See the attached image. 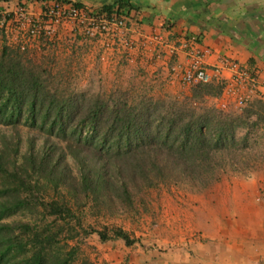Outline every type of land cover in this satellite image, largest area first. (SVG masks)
I'll return each mask as SVG.
<instances>
[{
  "label": "trees",
  "instance_id": "1",
  "mask_svg": "<svg viewBox=\"0 0 264 264\" xmlns=\"http://www.w3.org/2000/svg\"><path fill=\"white\" fill-rule=\"evenodd\" d=\"M113 9L132 10L126 0L98 8L105 15ZM26 53L0 51V126L10 132L0 134V264H72L76 248L67 249L60 235L73 240L83 231L73 210L89 203L108 212L128 207L161 183L202 190L219 174L255 170L251 151L260 154L253 138L264 127L263 101L253 100L237 113L206 106L204 97L219 93L212 84L170 101L58 93L50 90V73L26 64ZM21 128L36 131L41 144L25 138L20 153ZM48 192L53 198L46 201ZM23 214L28 218L6 222ZM83 233L101 242L134 243L119 228L109 235Z\"/></svg>",
  "mask_w": 264,
  "mask_h": 264
},
{
  "label": "rangeland",
  "instance_id": "2",
  "mask_svg": "<svg viewBox=\"0 0 264 264\" xmlns=\"http://www.w3.org/2000/svg\"><path fill=\"white\" fill-rule=\"evenodd\" d=\"M50 1L63 2V4L70 2L88 8H96L89 5L90 2L82 3L80 0H0V12L5 11L11 17L16 7H21L30 16L40 11L42 3ZM254 10L255 8H252L249 12ZM261 16L264 17V12ZM260 22L261 25L258 28H263V20ZM250 24L252 23L250 22ZM16 27L17 24L14 22H10L6 28L0 26V51L5 47L9 50H16V45L11 41L13 39L12 30ZM63 35L64 32H59V41L55 42L43 43L30 40L26 44V50L23 51L30 53L23 54L26 58L24 60L27 61L26 64L32 63L33 67L40 68L41 64L33 60L35 51L41 55L39 60L46 59L47 56L43 55L48 52L60 51L70 41L63 38ZM260 45L264 48V43ZM17 51L22 52L18 49ZM83 51L78 53L83 55ZM87 55L93 63L104 65V72L93 71L98 73V81L84 84V81L90 77L77 79L80 73L76 71L73 77L64 75L58 78L50 73L46 77L51 82L50 90L55 88L58 93L97 95L103 99H115L118 95H124L128 103H134L145 97L164 101L181 100L189 95V90L192 88H184L176 83L168 82L160 76L164 75V71L155 70L156 64L153 62L139 64L136 61L127 64L115 52L102 51L99 46L87 52ZM119 55L122 56L121 53ZM76 56L77 59H81L79 55ZM148 60L147 58L146 61ZM79 63V60H74L73 67H78ZM67 64L68 67H71L70 63ZM42 68L49 73L47 65ZM204 105L216 107L214 97H204ZM224 110L234 113L239 111L231 104ZM19 132L21 134L20 153L25 150V138L33 137L36 147L41 144L40 135L36 131L21 128ZM0 134L9 136V129L0 126ZM257 137L260 138H253V141H255V147L259 148L260 154H256L254 147L252 148L251 158L256 162L253 172L239 175L219 174V180L212 182L202 190L194 189L182 182L178 184L161 183L138 194L128 207L119 205L108 212L97 211L91 207L90 203L77 211L73 210L74 218L80 222L82 230L86 233L95 230L109 235L112 229L119 228L126 232L134 243L131 246H125L121 240L101 242L94 233L85 234L80 229L77 230L78 235L73 240L63 238L65 235L62 233L60 238L67 244V249L76 248L72 264H132L133 259L135 260L133 254L137 252L140 254V252L145 253L153 250L155 254L159 255L169 252L176 246L188 249L193 241L200 242L205 239L204 236H207L212 228L211 223L221 227L222 234H225V219L229 218L227 221L231 226V223L234 222L231 220L232 213L241 211L240 207H244L247 203L242 197L243 195H252L247 199L249 201L247 204L252 207L264 205V127L259 130ZM254 152L255 154H253ZM68 166L74 175L75 166L70 162ZM45 197L46 201L50 197L53 198L50 192ZM27 218L28 215L25 214L23 216L15 215L6 222L16 223ZM74 220H71L72 225H74ZM237 225L244 226L241 221Z\"/></svg>",
  "mask_w": 264,
  "mask_h": 264
},
{
  "label": "crops",
  "instance_id": "3",
  "mask_svg": "<svg viewBox=\"0 0 264 264\" xmlns=\"http://www.w3.org/2000/svg\"><path fill=\"white\" fill-rule=\"evenodd\" d=\"M80 1H88L89 5L97 8L122 0ZM126 1L137 12L139 28L143 32H163L177 37L184 34L196 35L210 51L208 63H213L217 57H229L255 68L259 77L264 79V48L260 45L264 43V27L258 28L261 20L264 23V17L261 16L264 12V0ZM252 8L255 10L249 12ZM63 38L70 40L67 48L64 45L65 48L60 51L48 52L43 55L47 56L43 60L38 59L41 55L35 51L33 60L41 64V67L47 65L49 73L58 78L64 75L73 77L76 71L80 73L77 79L90 77L84 84L98 81V73L93 71L104 72V65L93 63L87 57V52L96 46L84 43L81 45L79 39L73 38L69 32H64ZM82 50L85 54L80 55L78 52ZM76 55L81 59H77ZM182 59L181 55L178 56L179 61ZM74 60L80 61L76 68L72 64ZM113 61L115 62L114 58ZM155 64V70L165 69L163 63ZM250 196L252 195L247 194L242 197L249 203L247 199ZM247 203L240 207L241 211L232 213L234 219L231 220L234 222L231 226L227 221L229 218L225 219V234H222L221 227L211 223L212 228L204 236L205 239L200 242L193 241L188 249L176 246L159 255L153 250L140 254L137 252L133 254L135 260L133 259L132 264H263L264 205L252 207ZM240 221L243 222V227L237 225Z\"/></svg>",
  "mask_w": 264,
  "mask_h": 264
},
{
  "label": "built area",
  "instance_id": "4",
  "mask_svg": "<svg viewBox=\"0 0 264 264\" xmlns=\"http://www.w3.org/2000/svg\"><path fill=\"white\" fill-rule=\"evenodd\" d=\"M41 6L37 14L30 16L21 7H16L11 17L5 11L0 12V26L6 28L10 22L17 24L12 30L11 41L22 52L30 40L55 42L59 41V32H69L73 38L79 39L80 44L113 51L127 64L161 62L165 68L162 70L164 79L181 87L218 86L215 102L220 109L231 104L240 110L253 100L264 102V79L259 77L255 68L225 56L208 63L210 51L196 35L177 37L163 32H143L133 10L116 14L113 9L112 13L105 15L98 8L76 6L70 2L50 1ZM180 55L182 61L178 60ZM147 58L150 61H146Z\"/></svg>",
  "mask_w": 264,
  "mask_h": 264
}]
</instances>
